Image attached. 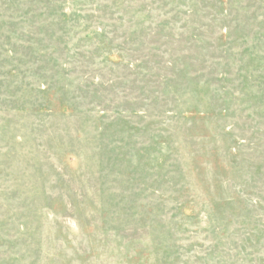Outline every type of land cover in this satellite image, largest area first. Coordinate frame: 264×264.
<instances>
[{"label":"rangeland","instance_id":"rangeland-1","mask_svg":"<svg viewBox=\"0 0 264 264\" xmlns=\"http://www.w3.org/2000/svg\"><path fill=\"white\" fill-rule=\"evenodd\" d=\"M0 264H264V0H0Z\"/></svg>","mask_w":264,"mask_h":264}]
</instances>
